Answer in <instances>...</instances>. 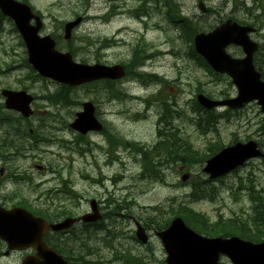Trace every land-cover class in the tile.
<instances>
[{
	"label": "rangeland",
	"instance_id": "obj_1",
	"mask_svg": "<svg viewBox=\"0 0 264 264\" xmlns=\"http://www.w3.org/2000/svg\"><path fill=\"white\" fill-rule=\"evenodd\" d=\"M25 1L43 16L41 35H51L57 43V49H69L76 61L85 64H128L133 48H138L142 51L140 56L150 57L146 58L144 66L138 72L156 75L159 81L158 83L151 77L143 76L137 78L138 81H133L130 76L111 86V93L119 91L122 94L119 97H113L101 85L77 87L68 92V101L50 104L40 98L46 94L58 93L61 86L49 80L43 82L38 79L26 65V60L24 61V47L12 23L8 20L0 21V90L23 89L36 95L38 99L33 103V108L37 115L44 121L52 120L44 124L48 127L43 132L45 136L42 139L45 141L39 142L37 149L33 151H38V154L9 163L0 161V167L5 164L7 170L10 171L11 168L13 172L25 175L17 178L26 179L17 183L9 182L5 191L17 190L20 195L16 193V200H20L22 196L32 203L36 201L35 205L50 202L52 206H56L57 211H67L64 209L67 207L77 215L89 211L90 199L99 201L107 208L106 212L115 208L114 215L105 214V221L102 222H105V228L101 231H96L100 227H84V239L87 242V236L91 238L87 246L95 253L92 258H86L88 264L111 261L109 252L113 246L109 238L110 229L114 235H120L118 233L122 231L126 234L116 239L122 247L119 251L139 257L140 264H164V251L154 235L158 231L157 222L153 220L155 216L160 225L169 222L178 211V203L205 214L212 221L218 216L224 219L245 216L249 213L248 197L252 192L264 197V160H253L237 172L215 181L211 186L216 188L217 196L194 202L187 195L193 186L205 179L206 176L201 172L203 165H190V162L177 154L171 155L173 159L168 158L166 161L151 157L153 166L149 169L162 172L154 180L149 175L151 173H140L143 162L138 152L135 155L124 150V155L121 148H116L118 159L111 165L113 161L107 162V159H112L113 152L108 149L109 155L99 153L98 146L106 147L101 136L92 137L90 141L78 139L68 127L74 113L81 109L80 105L90 101L97 108L98 118L107 123L108 131L111 133L113 130L117 140L121 142H136L150 148L158 141V134L162 139V132H167L170 137L181 139L193 150L206 155L212 150L208 149L209 143L226 146L234 140L257 141L264 152L263 115L255 103L249 104L240 114H225L223 109L216 110L211 117L201 112L195 113L192 103L198 91L216 100L234 97L236 91L227 76L212 75L205 67L201 69L199 58L191 51L192 29L200 28L208 32L228 18L252 26L254 24L256 32L250 38L258 44L255 60L261 66L258 67L260 73H264V0H168L188 19L183 28L166 21L161 0ZM199 1L204 2L211 11L201 13L197 7ZM118 11H127L129 15H118ZM139 15H146L144 20L148 17L150 19L141 21ZM76 16L82 17V23L67 42L62 37V26ZM157 23L159 24L156 25ZM105 40L107 44L102 49V42ZM71 44L72 47H69ZM227 52L234 58L242 56L241 49L236 46H229ZM138 64H142V61L134 64L133 69ZM2 103L0 95V114L9 115ZM138 115L143 117L138 118ZM198 119L203 131H197L190 122ZM168 124L176 127L175 136H172V130H165V127L171 128ZM158 125L160 128L163 126L162 132L158 133ZM2 134L3 131L0 130V135ZM10 139L15 141L14 136ZM49 139L51 143L47 144ZM7 150H10V146ZM2 154L3 151L0 156ZM38 164L52 167L56 173L46 175L45 172H38L35 168ZM184 174L188 175V179L182 182ZM49 177H53L52 183H55L56 191L50 195L42 194L36 186ZM88 178L90 180L86 182ZM52 183L45 184L42 189H49L53 186ZM66 187L75 190L80 197L73 196L69 190H65ZM173 197L177 200L170 202ZM107 200L113 204L103 205ZM120 215L123 217L120 218ZM133 220H141L146 225L149 234L146 246L132 240L130 233L135 230L131 222ZM109 244L112 248H105ZM105 249L109 251L106 252ZM220 264L231 263L224 257Z\"/></svg>",
	"mask_w": 264,
	"mask_h": 264
},
{
	"label": "water",
	"instance_id": "obj_2",
	"mask_svg": "<svg viewBox=\"0 0 264 264\" xmlns=\"http://www.w3.org/2000/svg\"><path fill=\"white\" fill-rule=\"evenodd\" d=\"M0 10L14 21L25 41L28 62L40 76L71 86L100 79L116 80L124 76V70L119 65L105 67L75 64L69 54L56 52L54 42L49 37H38L40 23L26 5L13 0H0ZM33 17L36 20L35 27L29 25ZM79 21L76 20L65 26L66 37ZM249 31L247 28H241L236 23L227 21L208 34H198L194 37L195 50L213 70L227 73L238 90L236 98L222 102H213L198 97L203 106L212 108L226 105L230 109H239L244 104L256 100L264 114V82H261L260 75L254 71L252 65V56L257 50V46L246 35ZM229 44L241 46L246 55L245 58L231 59L225 52V48ZM2 94L7 109L16 110L24 116L29 114L28 106L32 99L25 93L5 91ZM71 127L81 133L100 129V125L94 117L92 104H83V111L77 114V119ZM255 150L256 145L253 142L228 147L207 161L204 172L209 173L210 178L221 176L239 166L241 162L243 163V160L255 153ZM92 209L94 210L93 205ZM18 212L0 214V233H3L0 235L8 241L9 237H23L22 235H24L26 238V236L33 235L35 220L29 214L24 216ZM83 219L84 221H95L97 216L86 215ZM71 224L72 220H66L63 224L52 226V229H64ZM159 236L168 253L167 264H217L220 254L226 255L232 264H264V242L251 244L237 238L202 239L188 230L180 219H175L168 230Z\"/></svg>",
	"mask_w": 264,
	"mask_h": 264
},
{
	"label": "flooded vegetation",
	"instance_id": "obj_3",
	"mask_svg": "<svg viewBox=\"0 0 264 264\" xmlns=\"http://www.w3.org/2000/svg\"><path fill=\"white\" fill-rule=\"evenodd\" d=\"M7 113L9 114V112ZM16 118L10 115H3L0 118V126H3L0 129L3 131V134L0 135V151H3L2 156H0L1 162L9 163L12 160L20 159V153L25 150L28 144L33 143L40 135H44L43 132H46L48 128L44 125L47 122L42 120L35 112L27 118L16 114ZM48 122H52V120L49 119ZM33 131H35L34 135L32 134ZM13 136L15 141L10 139ZM9 146L10 150L8 151L7 148ZM26 155L31 154L28 152ZM26 155H24V159H26ZM1 165L3 166L0 168V207L9 209L20 206L35 213V217H40L48 223L56 222V215L50 211H48L47 215H38L41 210L47 211L52 209V206H46L43 208L44 210L36 209L32 203L16 200V193L19 194L17 190L5 191L6 183L16 181L18 173L13 172L11 168L10 171L7 170L4 166L5 164ZM81 237L82 235L78 231L73 232L72 228L66 232L46 231L43 235V241L44 243L46 242L45 244L49 249L61 256L68 264H84L82 253L80 256L78 254L79 250L75 246V242ZM0 247L2 250L1 254L6 257L15 256L18 260L17 264H22L26 258H36L38 256V252L34 248H28L24 251H10L2 242H0Z\"/></svg>",
	"mask_w": 264,
	"mask_h": 264
},
{
	"label": "trees",
	"instance_id": "obj_4",
	"mask_svg": "<svg viewBox=\"0 0 264 264\" xmlns=\"http://www.w3.org/2000/svg\"><path fill=\"white\" fill-rule=\"evenodd\" d=\"M167 16L171 21H174L176 23H179L180 26L186 27L187 20L182 19L178 17L177 10L171 11L167 10ZM191 39V38H190ZM140 61V59L136 56V63ZM202 63V64H201ZM200 64L204 66V63L201 62ZM261 67L260 64L258 66V62L256 61V68ZM262 76L264 78V73H262ZM173 137H170V135H164L160 142L158 143L157 147L160 149L161 152H163V149L167 151L168 154L173 155L177 154L178 156H182L183 159L190 160V162H203L205 161L209 156L215 155L222 147L221 145H212L210 149L211 153L209 155L205 154H197L196 152H193L190 146L184 142V144L174 140ZM176 138V137H175ZM154 158V155L152 156ZM153 166L152 159H146L145 167L147 171H153L150 170ZM156 171V170H155ZM205 188H198L199 192H202ZM250 198L252 200L253 205L252 208V215L246 220L243 221L241 224H235L232 223L234 221H228L226 223L225 221H219L216 224L213 225H207L204 219L203 225L200 224V222L195 219L193 216L190 215L189 212L185 210H178V214L181 215L185 221V223L195 230L198 233H202L205 235H223L226 236L227 234H235L242 238H245L250 241H260L264 240V198H262L258 194H251ZM199 219L201 217L197 216ZM85 248V244H84Z\"/></svg>",
	"mask_w": 264,
	"mask_h": 264
},
{
	"label": "bare ground",
	"instance_id": "obj_5",
	"mask_svg": "<svg viewBox=\"0 0 264 264\" xmlns=\"http://www.w3.org/2000/svg\"><path fill=\"white\" fill-rule=\"evenodd\" d=\"M240 3H242V2H240ZM117 14H118V15H120V14H125V15L128 14V15H129V12H127V11H121V12L118 11ZM147 19H150V17H148ZM147 19H146V20H147ZM146 20H145L144 22H146ZM260 150H261V149H257V150H255V151H254L255 153H253L252 155L248 156L246 160H243L244 162H243V163L241 162V163H242V164L240 163L241 165L239 164L240 167L243 168V167L249 165V164L251 163V161H253V160H260V159H261V160H264V152H263V151H260ZM258 153H259V155H257ZM29 156H33V154H31V155H29ZM28 158H29V157H28ZM88 173H89V172H88ZM89 178H90V177H89ZM89 178L87 179L86 182H88V181L90 180Z\"/></svg>",
	"mask_w": 264,
	"mask_h": 264
}]
</instances>
